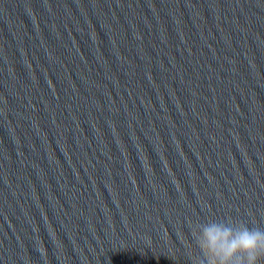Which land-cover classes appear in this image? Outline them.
<instances>
[{"label":"clouds","instance_id":"1","mask_svg":"<svg viewBox=\"0 0 264 264\" xmlns=\"http://www.w3.org/2000/svg\"><path fill=\"white\" fill-rule=\"evenodd\" d=\"M191 264H264V227L232 218L190 223Z\"/></svg>","mask_w":264,"mask_h":264}]
</instances>
